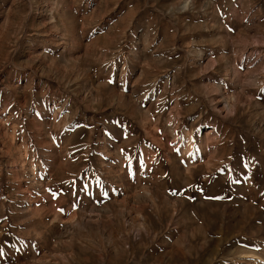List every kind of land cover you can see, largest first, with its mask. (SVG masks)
Listing matches in <instances>:
<instances>
[{
  "label": "rangeland",
  "instance_id": "374dc122",
  "mask_svg": "<svg viewBox=\"0 0 264 264\" xmlns=\"http://www.w3.org/2000/svg\"><path fill=\"white\" fill-rule=\"evenodd\" d=\"M0 264H264V0H0Z\"/></svg>",
  "mask_w": 264,
  "mask_h": 264
}]
</instances>
